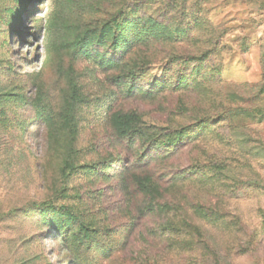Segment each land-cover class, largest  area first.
I'll use <instances>...</instances> for the list:
<instances>
[{"label":"rangeland","instance_id":"obj_1","mask_svg":"<svg viewBox=\"0 0 264 264\" xmlns=\"http://www.w3.org/2000/svg\"><path fill=\"white\" fill-rule=\"evenodd\" d=\"M0 264H264V0H0Z\"/></svg>","mask_w":264,"mask_h":264}]
</instances>
